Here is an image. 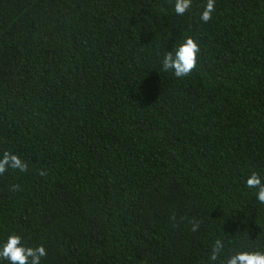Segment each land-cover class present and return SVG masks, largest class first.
<instances>
[{
  "label": "trees",
  "instance_id": "16d2710c",
  "mask_svg": "<svg viewBox=\"0 0 264 264\" xmlns=\"http://www.w3.org/2000/svg\"><path fill=\"white\" fill-rule=\"evenodd\" d=\"M174 3L0 0V154L28 162L0 176V245L20 234L42 264L264 251L246 186L264 176V0H215L207 23V0ZM186 36L200 53L181 79L161 60Z\"/></svg>",
  "mask_w": 264,
  "mask_h": 264
},
{
  "label": "clouds",
  "instance_id": "9594fccd",
  "mask_svg": "<svg viewBox=\"0 0 264 264\" xmlns=\"http://www.w3.org/2000/svg\"><path fill=\"white\" fill-rule=\"evenodd\" d=\"M193 6V0H175L174 11L178 16H184ZM215 11V0H207V3L200 14V20L204 23L212 19ZM200 46L193 36H186L175 50L167 51L161 60V70L171 72L177 78L190 76L197 67ZM26 172L28 162L19 155L4 151L0 154V176L9 170ZM40 175H45L43 171ZM246 186L255 190L256 200L264 204V176L252 171L247 177ZM12 191L20 190V186L12 185ZM175 219V217H173ZM199 223L194 222L192 231H197ZM225 253V242L216 239L211 245L209 253L210 264H264V251L259 250H240L227 256ZM44 245L29 246L24 242V237L20 234H10L6 241L0 245V259L7 260L9 264H42V260L47 256Z\"/></svg>",
  "mask_w": 264,
  "mask_h": 264
}]
</instances>
